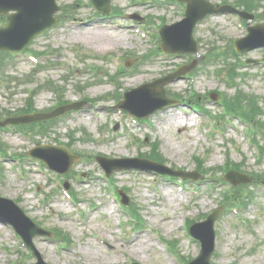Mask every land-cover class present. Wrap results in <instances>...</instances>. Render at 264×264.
Masks as SVG:
<instances>
[{
	"label": "rangeland",
	"instance_id": "1",
	"mask_svg": "<svg viewBox=\"0 0 264 264\" xmlns=\"http://www.w3.org/2000/svg\"><path fill=\"white\" fill-rule=\"evenodd\" d=\"M161 1L144 0L150 4L137 7L134 0H112L115 14L112 12L111 19L106 20L109 24L99 25L104 20L95 18L88 0H57L63 8L57 15L60 22L26 48L37 53L39 63L31 62L30 54L23 58L12 56L7 57L8 62L0 69V121L16 113L25 115L30 110L47 112L62 100L92 105L90 109L56 119L44 131L22 133L15 125L0 129V159L4 160H0V197L14 200L28 218L54 234L52 239H33L47 264H187L200 253V244L188 236L187 221H202L222 205V193L232 186L221 181L228 161L250 176L249 184L234 186L239 189L236 198L248 197V201L243 202L245 208L236 216L227 206L222 208L215 222V253L210 263L264 264V186L261 184L264 156L257 155L247 139L256 129L233 118L220 126L225 136H211L209 121L212 120L194 106L163 110L138 127L120 118L113 109L125 91L163 78L186 63L184 56L185 59H171L159 52L154 29L161 23L171 25L183 19L178 7L163 5ZM210 1L233 4L237 0ZM255 1L258 8L251 12L256 15L252 25L264 21V0ZM132 14L144 18L141 29L150 39L127 28V20L121 15ZM73 20L77 21L74 25ZM79 21H84V26ZM4 24L1 18L0 26ZM244 27L240 28L227 14L209 16L198 24L193 35L205 59L186 79L181 77L167 85L166 92L191 104L189 100H195L193 96L197 95L211 117L220 114L221 98L231 96L227 103L237 111L248 113L264 129V49L237 57L231 54L233 41L246 35ZM86 36L100 39L98 43L87 44ZM44 52L53 54L54 59L48 62L54 65L48 67L41 58L39 54ZM209 54L219 55V59H208ZM112 57L119 58V67L112 64ZM247 59L259 63L250 67L245 63ZM227 63L236 69L237 78L234 73L232 79L234 88H228L224 76V79L217 76L218 71L224 72ZM122 68L125 76L114 77L111 83L110 76ZM239 90L242 92L236 99ZM212 93L218 94V102L211 101ZM252 97L254 101L250 102ZM255 107H259V113L254 112ZM171 114L176 115L180 124L188 120L187 125L184 128L174 125L169 121ZM155 142V156L163 157L169 167L193 172L195 158H199L198 173L206 176H201L195 184L133 171L113 172L108 181L103 178L104 172L95 162L97 156L128 159L149 155ZM37 144L67 146L80 159L67 175L57 176L27 157V152ZM65 180L74 205L58 187ZM117 190L127 196V207L134 205L138 210L143 230L137 231L129 223L130 214L123 213L117 201H113ZM193 190L195 195H188ZM239 202L233 203L239 205ZM171 226L173 229L168 231ZM15 233L0 223V264L36 263ZM56 236L66 243L68 239V245L61 247ZM164 241H171L175 254L169 252ZM141 243L146 251L138 254L135 249Z\"/></svg>",
	"mask_w": 264,
	"mask_h": 264
},
{
	"label": "water",
	"instance_id": "2",
	"mask_svg": "<svg viewBox=\"0 0 264 264\" xmlns=\"http://www.w3.org/2000/svg\"><path fill=\"white\" fill-rule=\"evenodd\" d=\"M96 6L103 10L105 13L109 12V1L110 0H95ZM187 3L186 18L175 25L165 26L161 29V35L163 39L162 48L163 50L171 53H195L197 52V46L192 37V31L196 23L203 19L205 16L216 12H235L231 7H215L210 5L205 0H179ZM9 11H16V14L7 16L8 25L6 28L0 29V50H21L24 48L32 37L42 30L54 25L55 20L52 19V14L58 11L55 6V0H0V14H5ZM240 16L247 18L246 14L239 13ZM249 36L243 40L238 41L237 48L240 51H245L256 46L264 45V35L257 41L256 44L250 45L253 41L254 36L257 33L264 34V24L257 25L255 27L249 28ZM172 78L162 79L151 85L145 86V88H156L159 90L157 95L156 103L145 107V110L131 108L128 105H121L120 108L125 109L130 114L146 118L152 115L158 110L168 107L172 102L167 101L164 98L163 86L169 82H172ZM132 93H128L129 97ZM153 91L148 92V96H151ZM70 107H68L69 109ZM71 108L77 109L76 106H71ZM43 115L27 116L22 117L17 120L16 123H29L45 118ZM8 122L0 123V125H5ZM49 151L55 152L58 155H63L67 162L63 165V168H57L50 157H47L44 153L35 151L31 155L39 157L45 160L52 168H56L61 172H65L69 169L70 165L74 162L73 156L69 155L65 149L47 147ZM113 162L109 160H102V165L111 173L113 168L109 167V164ZM135 168H145L148 170H153L161 173H167L171 175H180L176 172H171L165 167L158 166L152 163H146L145 166H134ZM133 168V166L128 167ZM188 177L191 175H182ZM242 177L236 173H230L227 179L237 184L240 182ZM243 182V181H241ZM219 216L218 212L210 216L206 222L201 226L206 229V234H202L198 226L192 228L193 235L201 240L203 243L202 251L200 256L191 264H209V258L212 254L214 247V234H213V223L215 219ZM0 218L2 220L12 224L15 229L22 235L26 244L29 248L33 249L31 239L38 233V229L23 215V213L18 210L12 202L8 200L0 199ZM37 230V231H36ZM40 231V230H39Z\"/></svg>",
	"mask_w": 264,
	"mask_h": 264
},
{
	"label": "bare ground",
	"instance_id": "3",
	"mask_svg": "<svg viewBox=\"0 0 264 264\" xmlns=\"http://www.w3.org/2000/svg\"><path fill=\"white\" fill-rule=\"evenodd\" d=\"M99 39H100V37H98V36H96V37H92V36H86L85 37V40H84V43H87V44H92V43H98L99 42ZM114 43H117V42H112L111 44H114ZM102 45V44H101ZM100 45V46H101ZM175 118V119H174ZM169 121L170 122H173L174 123V125H176L177 127H183L184 128V126H186L187 125V120H183L182 121V123L180 124V121L178 122V120L176 119V117L174 116V115H170L169 116ZM182 124H185V125H182ZM173 229V227L171 226L169 229H168V231H170V230H172ZM134 243V241L131 243V244H133ZM145 245L143 244V243H141V244H139V246L135 249V251L138 253V254H141V253H144L145 251H146V249H145ZM89 258H97V256H88Z\"/></svg>",
	"mask_w": 264,
	"mask_h": 264
}]
</instances>
